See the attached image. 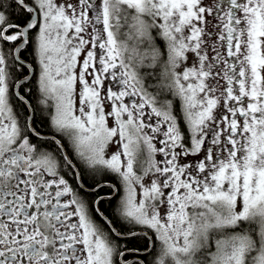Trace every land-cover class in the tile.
<instances>
[{"label":"snow or ice","instance_id":"obj_1","mask_svg":"<svg viewBox=\"0 0 264 264\" xmlns=\"http://www.w3.org/2000/svg\"><path fill=\"white\" fill-rule=\"evenodd\" d=\"M0 264H264V0H0Z\"/></svg>","mask_w":264,"mask_h":264},{"label":"rangeland","instance_id":"obj_2","mask_svg":"<svg viewBox=\"0 0 264 264\" xmlns=\"http://www.w3.org/2000/svg\"><path fill=\"white\" fill-rule=\"evenodd\" d=\"M157 159H159V157H157Z\"/></svg>","mask_w":264,"mask_h":264}]
</instances>
